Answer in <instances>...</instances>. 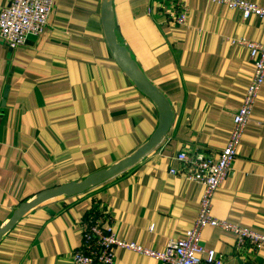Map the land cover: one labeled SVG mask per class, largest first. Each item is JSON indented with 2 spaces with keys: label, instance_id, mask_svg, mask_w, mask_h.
I'll return each instance as SVG.
<instances>
[{
  "label": "crops",
  "instance_id": "1",
  "mask_svg": "<svg viewBox=\"0 0 264 264\" xmlns=\"http://www.w3.org/2000/svg\"><path fill=\"white\" fill-rule=\"evenodd\" d=\"M244 1L264 7V0ZM53 2L41 35L13 49L0 40V225L36 193L130 155L158 124L155 104L111 55L102 0ZM181 3L186 22L177 25L166 14ZM112 7L118 42L170 104V128L121 173L23 214L0 240V264H75L92 211H107L119 238L156 251L182 238L196 218L202 184L169 169H178L180 151L216 157L226 145L253 72L248 50L226 38L263 41L264 18L243 19L208 0H112ZM212 215L264 233V82ZM201 242L223 264H264V246L238 248L226 229L205 226ZM113 251V264H160Z\"/></svg>",
  "mask_w": 264,
  "mask_h": 264
},
{
  "label": "built area",
  "instance_id": "2",
  "mask_svg": "<svg viewBox=\"0 0 264 264\" xmlns=\"http://www.w3.org/2000/svg\"><path fill=\"white\" fill-rule=\"evenodd\" d=\"M240 12L243 19L255 15L264 18V7L244 0H208ZM53 0H10L0 8V40L9 48L26 43L27 37L43 33L53 8ZM187 7L184 3L178 9L172 8L166 19L177 25L186 22ZM230 45L248 50L253 72L246 87L242 102L232 117V128L226 145L216 157L198 151H180L175 155L179 167L170 168L169 173L182 175L185 179L202 184L198 212L191 227L180 239L171 240L161 251L146 248L119 238L112 229L111 217L107 211L89 212L83 221L82 242L72 253L75 264H113L114 248H122L151 257L160 264H223L212 248L201 242V231L213 226L231 231L235 246L245 245L253 249L264 246V233L241 227L212 215L213 196L220 184L230 173L246 124L264 82V40L252 41L245 38H226Z\"/></svg>",
  "mask_w": 264,
  "mask_h": 264
},
{
  "label": "water",
  "instance_id": "3",
  "mask_svg": "<svg viewBox=\"0 0 264 264\" xmlns=\"http://www.w3.org/2000/svg\"><path fill=\"white\" fill-rule=\"evenodd\" d=\"M101 22L105 41L112 57L125 75L133 82L135 87L155 104L158 112V124L149 138L130 155L108 167L88 174L79 181H71L57 187L40 191L31 199L20 203L14 209L9 219L0 225V240L2 236L15 225L23 214L38 204L58 196L80 194L134 165L160 143L170 128L173 113L168 100L164 94L145 77L136 62L130 56L127 48L120 44L116 38L112 0H102Z\"/></svg>",
  "mask_w": 264,
  "mask_h": 264
}]
</instances>
